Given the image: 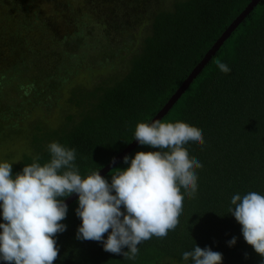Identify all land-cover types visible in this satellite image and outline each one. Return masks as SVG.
<instances>
[{
  "label": "trees",
  "instance_id": "obj_1",
  "mask_svg": "<svg viewBox=\"0 0 264 264\" xmlns=\"http://www.w3.org/2000/svg\"><path fill=\"white\" fill-rule=\"evenodd\" d=\"M0 2L13 10L22 5L23 12L15 24L11 14L1 15L10 31H0V131L33 149L12 165L13 176L34 162H50L48 146L56 142L75 149L74 164L84 178L135 138L138 123H149L250 0H49V12L41 7L47 0ZM100 39L115 42L114 50L103 47L98 59L86 61L84 49ZM217 60L230 73L221 72ZM81 70L97 75L92 87L74 83ZM63 96L60 122L33 116V108L41 104L50 109ZM17 116L22 120L15 123ZM160 121L186 122L199 128L205 141L203 146L192 141L184 145L203 167L195 169L198 190L193 197L181 188L185 199L177 227L165 238L153 236L138 245L135 260L124 259L104 251L103 242L76 238L82 223L77 198L61 222L66 230L55 237L59 256L53 264H192L182 256L196 245L221 253L223 264H264L229 212L235 207L233 195H264V0ZM158 150L138 144L126 156ZM129 164L122 160L103 177L111 183L117 168ZM233 237L236 244L229 247Z\"/></svg>",
  "mask_w": 264,
  "mask_h": 264
},
{
  "label": "clouds",
  "instance_id": "obj_2",
  "mask_svg": "<svg viewBox=\"0 0 264 264\" xmlns=\"http://www.w3.org/2000/svg\"><path fill=\"white\" fill-rule=\"evenodd\" d=\"M221 72L231 69L216 61ZM135 140L158 151L137 152L130 164L111 175V183L98 172L82 178L74 164L75 149L53 142L50 162L32 163L13 176L12 164L0 162V260L7 264H53L59 256L55 239L66 230L68 205L64 199L77 194L76 215L82 223L76 238L103 242V249L135 260L138 245L153 236L165 238L174 230L183 211V188L189 197L197 190L195 169L199 160L184 147L189 141L204 145L202 131L183 121L140 122ZM168 149V151H161ZM114 163V159L112 161ZM62 169H67L63 171ZM115 193V194H113ZM229 212L241 225L246 243L264 257V195L255 191L233 195ZM123 209V210H122ZM111 230V231H109ZM107 233V239H104ZM229 247L236 244L233 237ZM125 247L128 251H122ZM192 264H223V256L211 248L183 253Z\"/></svg>",
  "mask_w": 264,
  "mask_h": 264
},
{
  "label": "rangeland",
  "instance_id": "obj_3",
  "mask_svg": "<svg viewBox=\"0 0 264 264\" xmlns=\"http://www.w3.org/2000/svg\"><path fill=\"white\" fill-rule=\"evenodd\" d=\"M22 6V5H21ZM19 5V7H17L16 10H13L12 8H10L9 6H4L2 7V3L0 2V31L2 32V30L4 29L7 33L10 31L9 27L7 28L6 25L4 24V20L1 19V15H3L5 12L11 14L10 16L12 17L10 20L11 24L12 23H16L17 19L18 21L20 20V18H22L23 16V12H22V8ZM51 3L49 2V0H47V2L42 3V11L44 12H49L50 11V7H51ZM93 26V25H92ZM94 31V30H93ZM97 33L94 35V37L96 38V40L98 38H100L98 32H94ZM95 40V41H96ZM101 39L98 41V43H95V46L92 48L90 47L89 49L85 50L84 49V53H85V60L86 61H90V59H98L100 57V53L99 51L101 49H104L103 47H105V50H107L108 52H112L114 50V45H116L115 42H113V44L109 45L104 43ZM114 47V48H113ZM93 56V58H91ZM108 56V54H107ZM121 67V64H118L117 69H119ZM90 71L89 70H81L79 71V74L75 77L74 79V83L75 84H80V85H84L87 88L92 87L93 84L96 83V77L97 75L91 76L89 77ZM109 72H107L106 75H108ZM7 92H10V90H8ZM11 95V94H10ZM46 97V96H45ZM61 100L58 99H54L57 104H55V106H52L50 109L48 108H44V106H38L41 108H33V116L34 117H38L40 115L45 116V118L50 122L55 124L56 122H60V119H57V117L59 118V116L57 114H62L61 112L64 110V105L66 102V96H63L62 98H60ZM10 100L12 99H3V102H10ZM53 100V99H52ZM45 101H49V99H44ZM2 103V102H1ZM44 108V110H42ZM33 119V118H32ZM22 119L21 117L17 116L14 117L13 122H20ZM31 121H28V125L26 126L27 128H29V123ZM24 124H27V122H24ZM6 133V132H5ZM4 129L0 131V162H8L12 165H14L15 163H17L22 157L23 154H31L33 152V149L31 148V145L29 146L26 142H24L23 140H21L20 138L16 139L14 138V136L11 135V137L8 136H4ZM176 264H180V263H176Z\"/></svg>",
  "mask_w": 264,
  "mask_h": 264
},
{
  "label": "water",
  "instance_id": "obj_4",
  "mask_svg": "<svg viewBox=\"0 0 264 264\" xmlns=\"http://www.w3.org/2000/svg\"><path fill=\"white\" fill-rule=\"evenodd\" d=\"M260 0H250L247 6L237 15V17L228 25V27L222 32V34L217 38L211 48L205 53L203 58L198 62V64L192 69L189 75L182 81L181 85L173 93V95L167 100L163 107L153 116L149 121V124L155 120H161L162 117L168 112V110L177 101L180 95L185 91L191 81L196 77V75L202 70L204 65L211 59L223 42L230 36L233 30L239 25V23L249 14V12L257 5ZM138 141L135 138L130 141L124 149H122L113 159L114 163L109 161L105 166H103L99 171L102 176H104L111 168L117 165L123 158L131 152L137 145ZM98 172V171H97ZM77 194H72L71 196L64 199V202L69 205L75 199H77Z\"/></svg>",
  "mask_w": 264,
  "mask_h": 264
}]
</instances>
